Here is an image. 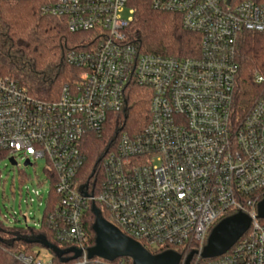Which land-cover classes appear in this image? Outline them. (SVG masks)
I'll return each mask as SVG.
<instances>
[{
  "label": "built area",
  "instance_id": "built-area-1",
  "mask_svg": "<svg viewBox=\"0 0 264 264\" xmlns=\"http://www.w3.org/2000/svg\"><path fill=\"white\" fill-rule=\"evenodd\" d=\"M130 3L43 1L42 14L64 19L72 33H90L66 56L79 74L53 101L0 74V157L16 165L47 161L58 198L50 193L47 222L58 240L84 251L67 264H116L87 255L93 204L143 246L181 249V264L203 249L218 221L245 212L251 226L231 249L215 258L196 255L195 264H264V223L257 217L264 198V75L255 76L260 90L247 108L235 102L238 40L247 31L264 33V0H151L155 9L180 14L184 27L200 35L199 53L186 57L141 52L129 40ZM134 86L150 92L147 125L135 134L120 130L98 175L84 180L85 144L126 110ZM19 258L56 264L44 247Z\"/></svg>",
  "mask_w": 264,
  "mask_h": 264
},
{
  "label": "trees",
  "instance_id": "trees-1",
  "mask_svg": "<svg viewBox=\"0 0 264 264\" xmlns=\"http://www.w3.org/2000/svg\"><path fill=\"white\" fill-rule=\"evenodd\" d=\"M43 1L0 0V74L17 80L30 95L53 101L60 97L66 83L78 77L79 70L67 64L66 56L71 49L80 46L90 33H72L64 19L42 14L40 8ZM130 6L135 8V14L128 32L129 40L141 52L178 57L199 53L201 37L184 27L180 14L155 9L151 0H131ZM237 51L240 71L235 102L242 109L251 104L260 90L255 76L264 75V33L244 32L238 40ZM150 97L149 90L134 86L127 95L126 110L110 118L101 137L90 136L84 148L87 155L81 173L84 180L90 181L98 175L100 160L107 147L115 142L120 130L135 134L145 128L150 117ZM50 193L57 201L55 188H51ZM52 208L49 201L39 227L6 224L0 218V264H25L19 255H34L35 248L43 247L37 242L39 235H44L61 249L71 247L70 243L56 238L47 222ZM99 209L102 217L111 220L107 212ZM233 214L235 212H230L226 217ZM87 220L89 246L92 247L95 244L92 208L87 212ZM260 221L264 223V219ZM144 247L147 248L146 245ZM147 249L153 254L161 252ZM177 251L182 252L181 249ZM51 253L56 264H67ZM120 261L133 264L130 258H119L114 263L119 264Z\"/></svg>",
  "mask_w": 264,
  "mask_h": 264
},
{
  "label": "water",
  "instance_id": "water-1",
  "mask_svg": "<svg viewBox=\"0 0 264 264\" xmlns=\"http://www.w3.org/2000/svg\"><path fill=\"white\" fill-rule=\"evenodd\" d=\"M231 0H228L230 3ZM10 162L16 165L11 158ZM24 165H31L26 161ZM92 212L95 216L93 230L95 232V244L87 249L90 259L100 257L108 261L119 258H130L133 264H181L183 255L175 250H166L153 254L140 242L127 236L119 227L108 221L101 215V210L93 204ZM257 217L264 219V198L258 203ZM252 223V217L239 211L231 216L223 218L212 229L206 245L203 249L192 250L184 260V264H191L196 255L204 259L215 258L223 255L246 233ZM37 242L44 248L51 250L61 262L67 263L83 256L80 248L70 247L61 249L51 243L44 235H39Z\"/></svg>",
  "mask_w": 264,
  "mask_h": 264
},
{
  "label": "rangeland",
  "instance_id": "rangeland-1",
  "mask_svg": "<svg viewBox=\"0 0 264 264\" xmlns=\"http://www.w3.org/2000/svg\"><path fill=\"white\" fill-rule=\"evenodd\" d=\"M124 16L129 17L128 11L124 12ZM46 168L44 158L25 166L23 160L13 165L9 158L0 157V218L6 224L25 226V217L31 226L35 222L41 223L51 191ZM34 190L40 191L41 198Z\"/></svg>",
  "mask_w": 264,
  "mask_h": 264
}]
</instances>
